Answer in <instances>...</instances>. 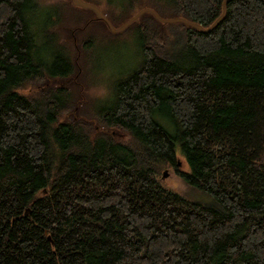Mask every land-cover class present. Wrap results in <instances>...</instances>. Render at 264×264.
Returning <instances> with one entry per match:
<instances>
[{
	"label": "trees",
	"instance_id": "trees-1",
	"mask_svg": "<svg viewBox=\"0 0 264 264\" xmlns=\"http://www.w3.org/2000/svg\"><path fill=\"white\" fill-rule=\"evenodd\" d=\"M43 1L0 0V264H264V0H229L208 32L143 13L139 66L94 113L80 61L49 71L40 39L58 6ZM62 2L80 21L94 12ZM223 3L104 12L208 27ZM177 142L210 203L159 179L179 171Z\"/></svg>",
	"mask_w": 264,
	"mask_h": 264
},
{
	"label": "rangeland",
	"instance_id": "rangeland-1",
	"mask_svg": "<svg viewBox=\"0 0 264 264\" xmlns=\"http://www.w3.org/2000/svg\"><path fill=\"white\" fill-rule=\"evenodd\" d=\"M92 2L109 15L118 17L119 22L125 20L123 18L128 13L129 0H92ZM42 4L46 10L52 5L59 7L50 8L51 17L48 24L43 26L48 27V31L43 33V38L40 39L41 45L49 49L47 57L49 71L64 69L69 58L80 61L79 73L74 76L77 81L75 85L79 87V104L83 111L97 112L109 103L116 91L117 83L139 66L142 58L141 41L133 29L134 26L130 25L121 32H113L98 23L99 20L94 12H84L87 17L80 21L75 18L73 12L68 11L62 0H45ZM141 7L145 8L143 5L136 6L130 14L135 15L142 9ZM79 40L83 41V44L87 41L88 46L79 45ZM92 119L95 124L94 118ZM176 155L180 163L179 171L177 172L175 166L166 168L164 171H167V176H163V171L159 179L192 201L210 203L209 194L200 190L195 184L187 183L181 176L183 172H191V166L180 142L176 144Z\"/></svg>",
	"mask_w": 264,
	"mask_h": 264
},
{
	"label": "water",
	"instance_id": "water-1",
	"mask_svg": "<svg viewBox=\"0 0 264 264\" xmlns=\"http://www.w3.org/2000/svg\"><path fill=\"white\" fill-rule=\"evenodd\" d=\"M228 1L229 0H224L223 3V13L208 27H205L201 24H198L194 21H191L185 17L182 16H176V17H163L161 16L158 11L152 7H145L140 9L135 15H133L131 18H129L127 21H125L123 24H121L119 27H116L113 25L107 14L94 2L92 1H87V0H72V4L77 6V7H82V8H87L91 9L95 12V15L97 16L98 20H103L108 28L113 31V32H121L125 29L128 28L133 22L138 21L140 16L145 13V12H151L154 14V16L162 21L163 23H175V22H182L188 26L196 27L200 29L201 31L208 32L211 29H213L216 24L226 15L227 10H228ZM163 176H167V171H164Z\"/></svg>",
	"mask_w": 264,
	"mask_h": 264
}]
</instances>
